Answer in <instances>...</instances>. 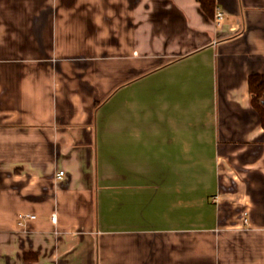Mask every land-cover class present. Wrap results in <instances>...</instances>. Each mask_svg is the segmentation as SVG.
<instances>
[{"label":"crops","instance_id":"1","mask_svg":"<svg viewBox=\"0 0 264 264\" xmlns=\"http://www.w3.org/2000/svg\"><path fill=\"white\" fill-rule=\"evenodd\" d=\"M218 10L0 0V264H264V0Z\"/></svg>","mask_w":264,"mask_h":264},{"label":"trees","instance_id":"2","mask_svg":"<svg viewBox=\"0 0 264 264\" xmlns=\"http://www.w3.org/2000/svg\"><path fill=\"white\" fill-rule=\"evenodd\" d=\"M202 11L208 17L213 18L216 12L217 0H197ZM249 91L251 104L260 114L264 127V75L256 74L249 78Z\"/></svg>","mask_w":264,"mask_h":264},{"label":"built area","instance_id":"3","mask_svg":"<svg viewBox=\"0 0 264 264\" xmlns=\"http://www.w3.org/2000/svg\"><path fill=\"white\" fill-rule=\"evenodd\" d=\"M225 16H226V13L224 11L218 10L216 15H215L216 23L220 24L223 21V19L225 18ZM64 174H65L64 171L59 172V174L57 175V178L59 180L62 179ZM28 219H36V216L24 214V215L20 216V220H19L18 225L20 227H23L26 224ZM53 220H54V222H56V217H53Z\"/></svg>","mask_w":264,"mask_h":264}]
</instances>
